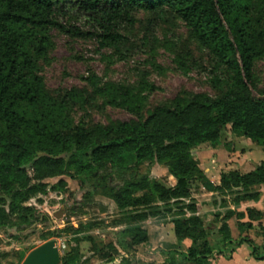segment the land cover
Listing matches in <instances>:
<instances>
[{
	"label": "trees",
	"instance_id": "16d2710c",
	"mask_svg": "<svg viewBox=\"0 0 264 264\" xmlns=\"http://www.w3.org/2000/svg\"><path fill=\"white\" fill-rule=\"evenodd\" d=\"M141 13L150 17L140 21ZM79 20H85L89 30L78 26ZM177 23L206 58L196 59L189 50L178 53V69L187 75L193 69L207 72L213 95L184 91L149 107L157 87L146 77L125 85L105 82L91 70L82 77L81 88L54 90L46 84L44 64L55 50L54 31L72 40L94 41L99 51L111 52L106 58L112 61L127 60L140 49L156 54L162 43L157 33ZM139 25L141 36H134ZM261 62L264 0H0V231L38 220L30 202L50 192H66L63 177L87 182L104 174L100 179L105 188L113 173L129 174L109 189L125 224L178 213L172 222L176 243L169 252L151 255L160 257L159 264H214L244 243L251 246L255 260L264 261V242L257 246L249 237L232 240L226 224L234 216L231 211L216 216L223 223V239L214 246L192 199L193 187L201 182L207 191L222 196L224 206L229 196L236 205L260 199L264 162L248 173H222L216 187L200 169L193 150L218 147L229 127L264 148V90L257 76ZM147 63L161 68L154 57ZM99 100L133 119L94 122L88 110ZM146 163L164 166L174 185L167 187L149 173L142 174ZM53 178L61 180L53 186L45 183ZM248 216L261 218L254 210ZM41 218L47 220L45 215ZM239 226L252 229L251 224ZM262 231L264 238V227ZM120 235L122 249H152L142 226ZM8 257L9 253L0 254V260ZM23 260L21 256L19 262ZM71 261L63 259L64 264Z\"/></svg>",
	"mask_w": 264,
	"mask_h": 264
},
{
	"label": "rangeland",
	"instance_id": "374dc122",
	"mask_svg": "<svg viewBox=\"0 0 264 264\" xmlns=\"http://www.w3.org/2000/svg\"><path fill=\"white\" fill-rule=\"evenodd\" d=\"M148 17L149 14L141 13L137 18L144 22ZM77 24L83 30H89L85 20H79ZM141 29L140 25L137 26L132 32L134 36H141ZM157 36L162 43L156 54L150 55L145 53L144 49H140L127 60L113 58L109 61L106 57L110 56L111 52L99 51L94 41L72 40L54 31L55 50L50 60L44 64L43 76L46 84L48 88L54 90L81 88L85 86L82 77L88 76L91 70L105 82L112 81L125 85L137 84L146 77L157 87L149 99V107L173 99L179 92L184 91L213 95L214 91L207 84V72L193 69L187 75L178 69L175 62L178 53L183 54L189 50L196 59H206L196 45L189 41L187 31L181 23H177V27L160 30ZM152 57L156 59L160 69L147 63ZM257 76L264 90V62L259 63ZM88 114L94 122L102 123L129 122L133 119V116L124 110L103 106L100 100L89 108ZM204 146L203 149L212 148L210 145ZM216 149L221 150L226 158L218 171L221 174L235 170L241 173L250 172L264 162V148L246 137L235 135L230 127L223 132L221 144ZM200 156L196 150L194 157L200 160ZM141 173H149L151 178L167 187L174 185L168 170L159 164L146 163L141 167ZM103 175L100 174L96 179L87 182L83 181V178L63 177L62 180L67 182L66 192H50L46 196L33 199L29 205L35 208L36 215L40 217L38 220L33 219L28 225L17 228L10 226L0 231V254L9 252V257L0 260V264H22L33 250L51 240H56L59 245L60 264H64V258L73 259L70 264H159L160 257L151 255L160 250L169 252L176 243L171 224L178 213L168 215L164 212L160 216L153 215L142 223L125 224L124 213L109 198V189L118 187L124 180L129 179L130 175L113 173L107 180V187L101 188L104 182L100 177ZM60 180L61 178H53L46 180L45 183L53 186ZM200 189H206L203 182L196 183L193 187V191ZM232 199L233 197L229 196L226 201ZM9 202V199H6V203ZM212 203L214 204L213 199ZM43 215L47 220H41ZM86 225L94 228L82 229ZM132 226H142L151 234L149 237L151 250L143 247L122 249L120 244L124 240L120 232ZM85 237L91 240L80 244L77 242L78 239ZM21 256L24 260L20 263Z\"/></svg>",
	"mask_w": 264,
	"mask_h": 264
},
{
	"label": "crops",
	"instance_id": "0c3cea01",
	"mask_svg": "<svg viewBox=\"0 0 264 264\" xmlns=\"http://www.w3.org/2000/svg\"><path fill=\"white\" fill-rule=\"evenodd\" d=\"M203 147L205 146L203 145L194 149L193 155L196 150L201 154L200 160L195 159L199 162V167L204 172L207 179L217 187L220 185L221 180V173H218V171L224 165L223 163L226 158L221 150L216 149L218 147H212L210 149H203ZM228 159L229 158H227V160ZM208 161L210 162L209 164L207 163ZM260 193L261 196L258 201H246L236 205L232 202V200H229L227 205L224 206L221 204V200H223V198L218 193L209 192L206 189L192 191V199L197 202L199 207L198 215L204 218L205 228L210 232V241L214 246H218L223 239L219 234L223 223L217 221L216 216L220 214V218H222L227 211L234 213V216L226 222L234 242H238L241 241L242 238L249 237L257 246L263 245L264 238L262 228L264 227V187H261ZM212 199L214 200V204H211ZM250 210L260 213L261 218L259 220H251L248 216V212ZM186 216L190 217L191 214L187 213ZM240 224H251L252 229L242 230V228L240 229ZM171 227L173 229V223L171 224ZM148 235L149 237L151 236L150 233H148ZM173 239L175 238L173 237ZM252 252L253 250L251 246L244 243L241 246L234 247L229 256L220 257L215 260L214 264H264V261L255 260L252 256ZM5 253L9 252L1 254Z\"/></svg>",
	"mask_w": 264,
	"mask_h": 264
},
{
	"label": "water",
	"instance_id": "95a60500",
	"mask_svg": "<svg viewBox=\"0 0 264 264\" xmlns=\"http://www.w3.org/2000/svg\"><path fill=\"white\" fill-rule=\"evenodd\" d=\"M61 254L56 240H51L33 250L22 264H60Z\"/></svg>",
	"mask_w": 264,
	"mask_h": 264
}]
</instances>
